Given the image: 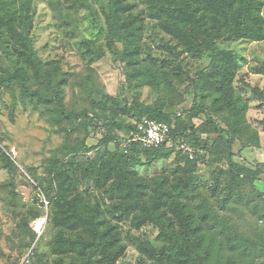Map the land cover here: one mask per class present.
Instances as JSON below:
<instances>
[{
	"label": "rangeland",
	"instance_id": "374dc122",
	"mask_svg": "<svg viewBox=\"0 0 264 264\" xmlns=\"http://www.w3.org/2000/svg\"><path fill=\"white\" fill-rule=\"evenodd\" d=\"M118 2H129L135 4V10L142 9L140 0ZM106 5L107 0H33L29 11L32 46L41 62L63 79L60 90L66 110L80 117L71 125L58 123L52 119V111L22 98L16 84L0 87V264H18L36 241L33 249L37 248L40 262L35 258L34 264H58L57 259L62 264H85L74 252L62 257L52 251L62 240L57 237L59 230L48 222L50 202L41 188L50 189L45 165L54 155L64 159L58 148L80 142L84 130L88 132L86 144L94 147L87 155L97 162L114 151L116 138L127 137L126 127L135 123L136 118L120 114L116 104L109 102L103 117L95 118L98 108L94 112L92 100L96 102L104 96L123 104L138 101L172 118L175 134L163 150L174 147L175 152L149 163L142 156L132 171L147 180L165 175L172 187L176 178L185 174L183 159L177 153L185 141V147L198 157L195 186L187 196L194 220L200 225L198 235L214 244L221 242V264H264V257L244 256L242 250L232 248L233 238L226 229L234 228L250 242L264 235V74L255 72L264 69V39L220 41L219 63H226L227 54L237 63L232 81L227 82L220 79V70L209 67L208 53L190 57L178 40L143 14L139 19L141 36L134 54L136 63L127 66L119 60L121 46L107 37L103 20ZM6 10L7 4L3 11ZM259 15L264 32V3ZM10 53V48H0V77L2 70L12 71L15 57ZM146 65L155 72V84L130 75L132 67L141 69ZM213 79L219 81L220 87L211 84ZM228 87L233 88L232 93L243 105V111L235 117L227 103ZM92 119H97V124H91ZM207 123L220 131L202 130ZM69 127L73 130L68 136L65 130ZM107 135L113 140L96 146ZM218 135L231 142L230 153L225 143L215 139ZM2 154L13 162L15 172ZM233 175L242 183L230 192ZM77 191L90 203H99L105 223L115 227L107 236L109 239L116 233L118 237L115 264H174L175 250L155 232L134 229L129 220H116L111 201L92 180L89 184L79 182ZM171 192L175 199L176 191L171 188ZM226 194L230 195L227 200ZM49 196H54L53 191ZM31 205L43 211L46 221L40 238L28 245L23 222ZM36 220L28 223L31 231ZM64 235L71 241L77 236ZM86 258H90V264H104L96 252Z\"/></svg>",
	"mask_w": 264,
	"mask_h": 264
},
{
	"label": "trees",
	"instance_id": "16d2710c",
	"mask_svg": "<svg viewBox=\"0 0 264 264\" xmlns=\"http://www.w3.org/2000/svg\"><path fill=\"white\" fill-rule=\"evenodd\" d=\"M32 3L33 0H0V48H10V54L15 57L12 71L2 70L0 87L16 84L22 98L33 102L35 106L41 105L52 111V119L56 122L71 125L73 120L80 116L67 111L63 104L60 90L63 79L58 77V72L50 71L41 62L30 40L32 19L29 11ZM140 3L142 9L135 10V4L107 0L103 14L107 37L110 42L121 46V50L118 51L119 60L126 62L127 66L136 63L134 54L138 51L141 36L139 19L143 14L155 20L163 32L178 40L190 57L208 53L209 67L220 70L223 76L220 79L227 82L232 81L237 63L230 54H227L226 63H219L218 57L222 53L217 46L220 41L228 38L253 41L264 39L262 18L259 15L264 0H140ZM6 4L8 11L6 10L5 13L3 9ZM132 68L130 75L132 74L133 78H147L149 83L155 84V72L151 66L146 65L141 69ZM255 72L264 74V69H256ZM202 74H199V77L206 75ZM213 80L215 81L211 84L220 87L219 81ZM31 84L37 87L32 88ZM232 92L233 88L228 87L227 103L231 114L235 117L243 111V105L238 96ZM109 102L116 104L123 116L136 118V122L126 127L125 139H115L116 147L106 159L97 162L87 155L94 147H88L86 144L88 132L84 130L80 142L77 144L72 142V145L58 148L65 156L64 159L54 155L45 165L44 171L49 178L50 189L41 188V191L50 202L51 214L48 222L51 227L59 230L57 237L62 240V244L51 248L52 251L62 257L74 252L85 264H90V258L86 257L88 255L92 257L96 252L99 260L104 264H115L118 252L115 246L118 237L113 233L109 239L107 238L115 227L105 223L104 211L99 203H90L77 191L79 182L89 184L92 180L93 184L102 189L104 195L111 201L116 220L118 222L129 220L130 226L134 229L144 231L147 229L146 233L155 232L162 242H166L175 250L174 264H221L223 248L221 242L214 244L198 235L200 225L194 220L193 210L187 204L189 198L187 196L195 186L197 155L194 154L193 159L190 160L176 149L183 159L185 174L176 178L172 187L169 186L170 180L165 175L147 180L145 177H138L132 171V166L138 164L142 156L149 163L174 151V147L163 150L166 145L158 149H145L139 144L130 142V134L136 131L137 124L143 119L167 123L171 127L169 142L175 134L172 118L156 107L138 101L123 104L107 96L96 102L92 100L94 112L96 107L98 108L95 118L103 117ZM95 120L97 119H92L91 124H97ZM208 124L202 126V130L220 131L215 125ZM72 130L73 128L69 127L65 132L69 136ZM215 139L218 143H225L230 153V141H226L221 135ZM111 140L113 137L107 135L100 139L96 146ZM182 143L187 146L185 141ZM2 155L5 158L4 154ZM5 159L10 170L15 172L13 162ZM33 178L36 179L34 175ZM232 180L235 181L233 185L229 184L230 192L233 191L232 187L242 183V179H238L237 175H233ZM171 188L176 191L175 199ZM51 191L54 193L53 197L49 196ZM224 197L227 200L230 195L226 194ZM202 203L207 204L206 201ZM42 216L43 211L31 205L28 217H24V228L29 236L28 245L35 240V234L29 229L28 223ZM226 229L233 238L232 248L242 250L244 256L264 257V235H261L258 241L250 242L239 232L236 233L237 230L234 228L226 227ZM64 233H74L77 236L71 241L64 238ZM88 246L92 249L90 253ZM112 248H115V251H112ZM35 258L36 262H40L37 248L33 249L32 264ZM56 261L62 264L61 259Z\"/></svg>",
	"mask_w": 264,
	"mask_h": 264
},
{
	"label": "built area",
	"instance_id": "2783aa9c",
	"mask_svg": "<svg viewBox=\"0 0 264 264\" xmlns=\"http://www.w3.org/2000/svg\"><path fill=\"white\" fill-rule=\"evenodd\" d=\"M171 127L164 122H158L154 120L143 119L136 126V131L130 134V142L139 144L145 149H158L163 145H166L169 139ZM183 156L188 157L192 160L194 157V152L185 146H181L180 149ZM47 205V202L44 201ZM45 218H38L36 223L31 227L33 233L35 234V240H38L42 234ZM37 242V241H36ZM35 242V244H36ZM33 244V247L34 245ZM33 247L29 248L26 253L21 257L18 264H32V254Z\"/></svg>",
	"mask_w": 264,
	"mask_h": 264
}]
</instances>
